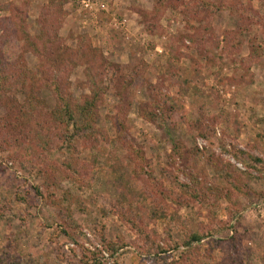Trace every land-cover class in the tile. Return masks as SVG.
Listing matches in <instances>:
<instances>
[{"label":"rangeland","instance_id":"374dc122","mask_svg":"<svg viewBox=\"0 0 264 264\" xmlns=\"http://www.w3.org/2000/svg\"><path fill=\"white\" fill-rule=\"evenodd\" d=\"M156 2L0 0V5L9 3L23 12L31 35L37 34L44 20L53 25L59 19L60 41L48 45L52 56L45 53L50 57L47 74L58 75L75 98L90 95L86 71L94 75L102 69L76 54V36L85 35L104 60L118 67L120 75L131 76L122 101L115 97L114 84L103 79L107 91L98 103L97 127L105 132V140H99L94 148L81 144L76 152L52 154V163L59 171H75L78 178L60 182L62 189L85 205L83 212L73 207L69 218L65 210L37 198L35 207L16 199L17 195L33 196L25 191L41 180L20 167L23 159L28 165L25 150L16 146L15 132L3 128L0 120V262L80 264L81 247L86 248L83 243L94 245L90 251H100L95 244L102 248V237L126 243L115 255L117 264H162L155 248L149 251L154 261L147 260L144 234L173 246L168 232L179 242L187 227L201 234L200 241L193 242L197 248L190 253L196 250L193 264H264V167L260 175L251 171L246 155L264 161V0H167L155 12ZM198 3L203 4L201 10L194 8ZM238 28L247 30L232 39ZM226 35L231 39L224 42ZM252 37L261 51L260 56L249 59L247 43ZM59 44L61 56L56 55ZM22 45L21 40L12 39L5 47L6 61L12 63L23 54L28 67L36 71L39 57L22 52ZM195 70L201 77L196 79L201 93L194 95L192 89L180 93L178 77L189 78ZM38 89L47 99L48 92L41 85ZM164 94L180 102L184 118L169 113L152 124L140 117L139 106L146 108L151 103L167 111L170 102L163 103ZM126 101L130 102L129 110L120 111ZM3 115L5 111L0 109V117ZM117 118L126 128L122 135L115 125ZM178 143L185 148L182 157L172 151ZM133 147L138 148V156L131 151ZM210 156L219 158L216 169L208 162ZM121 167L127 170L137 192L148 197L146 203L167 209V219L150 220L149 212L136 202L129 210L121 206L135 228L119 218L114 209L120 207L117 199L122 188L117 179ZM249 170L252 177L247 179ZM186 174L195 176L202 185L218 186L221 192L232 187L230 182L242 188L234 189L230 198L236 202L237 212L232 214L234 206L225 197L211 208L213 213L209 205L195 204L189 196L185 201L190 205L177 206L174 199L178 191L172 182L177 177V181L193 185ZM237 179L247 183L249 189ZM60 225L75 240L57 236ZM232 232H236V250L223 248L226 243L221 241ZM219 241L222 248L216 247ZM68 242L74 243L69 250L65 249ZM178 254L179 250L168 251L164 256L170 262ZM113 260L101 264H112Z\"/></svg>","mask_w":264,"mask_h":264},{"label":"trees","instance_id":"16d2710c","mask_svg":"<svg viewBox=\"0 0 264 264\" xmlns=\"http://www.w3.org/2000/svg\"><path fill=\"white\" fill-rule=\"evenodd\" d=\"M49 1L52 2L53 0ZM166 3L167 0H157L156 9L154 11L156 12L160 7H164ZM51 4L54 6L53 3ZM202 5L203 4L198 3L193 6L201 10ZM183 6L189 9L188 2H184ZM0 13H3L0 15V109H4L5 111V115L0 117L3 123L1 126L15 132L13 141L16 143V146L25 150V156H27L26 162L28 165L25 164V160L23 159L22 161L24 162H20V167L29 174L34 173L37 178L41 180L39 184L32 185L25 191L27 195L31 194L33 196L23 197L17 195L16 199L19 202L26 203L27 207H35V199L37 198L45 205H51L65 210L67 213L66 218H69L73 207H76L79 212H83L85 205L79 197L62 189L60 187V182L69 179L77 181L78 178L76 177L75 171L74 173L72 170L59 171L52 163V154L54 151H60L61 153L76 152L75 150H77L81 144L94 148L97 147L96 143L99 140H105V132L97 127L98 103L101 101L103 94L107 91L106 86L102 84L103 79H107L108 82L114 84L116 94L114 95L122 101L121 95L131 80V76L125 75L123 77L120 75L118 67L104 60L100 56L99 51L88 43L85 35L76 36V54L86 59L89 63L97 64L99 67H102V69L97 70L94 75L88 73L91 71H86L90 95L77 99L62 80L59 79L58 75L47 74L46 65L50 61V57L45 53L48 51V54L52 56V53L48 50V45L55 40L60 41L57 39V32L61 26L59 19L57 20L58 23L53 25L44 20L37 34L31 35L25 27L22 16L23 12L18 11L16 6H11L9 3L1 4ZM183 16L185 20H188L187 15L184 14ZM244 30L247 29L244 28L240 30L238 28L235 32L237 35L230 37L232 39H235L236 36L241 37ZM186 37L188 40H191L189 36ZM230 37L228 35L224 36V42L231 39ZM12 39L22 41V52H32L39 57L36 71L28 67L26 60L23 58V54L17 57L12 63L6 61L4 52L5 47ZM241 43V39L239 38V44ZM59 46L56 55L61 56L60 50H62V45L59 44ZM247 46L249 49V59L260 56L261 47H259L254 37L248 40ZM197 77H199L198 70H195L189 78L178 77L176 82L179 85L182 84L179 86L180 93L186 94L192 89L194 95L200 94L201 90L196 81ZM199 79L201 80V77H199ZM178 80H180V82ZM190 84H194V87L191 88L189 86ZM38 85H41V88L48 92L49 96L47 99L51 101L52 106H48L49 103L46 101L47 99L41 95V90L38 89ZM165 101L170 102L167 111L158 103H151V105L146 108L139 106L138 113L140 117L152 124L160 117L164 120L169 113H171V115L178 114L184 118L182 113L184 107L176 98L169 94H164L163 103ZM129 108L130 102L126 101L120 106V111H128ZM115 125L118 127L117 129L120 135H122L121 132L126 129L123 122L117 118ZM84 148L91 149L88 147ZM183 149L185 148H183V145L180 143L172 146V151L178 157L183 156ZM131 151L137 156L139 155L138 148L136 149L133 147ZM240 154H243L242 151ZM246 155L251 163L249 169L260 175L264 167V161L253 155ZM190 157L196 159L194 154ZM218 161L219 158L215 156H210L208 159L209 164L215 167V169L218 165ZM224 164L228 168L230 167L229 163ZM113 169L119 168L114 166ZM120 169L121 172L117 179V184L122 188L121 196L117 199V204L120 205V207H117L118 210L114 209V212L118 214L119 218L125 223L132 225L131 228H135V226H133L134 222L122 211V207L129 210L132 203L136 202L139 203L141 207L145 208L143 209L144 211L149 212L150 220L167 219V209L164 206L157 205V203H146L145 200H148V197L145 196L143 192H137V189L133 187L131 183V177L127 173V170H124L123 167ZM250 170L247 173V179L252 177ZM227 171L229 172L228 169ZM186 175L193 185L181 183L177 181V177H175V181L172 182L173 186L178 191V195L174 199L177 206L190 205L189 202L185 201L189 196L195 204L198 203L204 206L209 205L210 212L213 213L211 208L217 204L220 198L225 197L230 201L235 191L234 189L242 191V188L240 189L233 182H230L232 190H230V188L226 192H221L218 186L208 185L206 183L202 185L195 176L191 177V175ZM172 179L174 180V178ZM237 181L241 183L243 187L248 188V186L245 185L247 183L242 179H237ZM248 189L247 192L249 191ZM206 200H210V203ZM65 202L66 204H64ZM230 205L234 206L232 212L234 215L235 211L237 212V204L236 202L230 201ZM0 217H2L1 214ZM235 222L238 223L239 218H236ZM182 232V237L179 239V242L174 240L175 237L171 236V233L168 232V239L172 241L173 246H168L163 242L164 245H162L156 239L154 240L148 236V234H144V243L148 249L145 250L146 255H148L147 260H150V262L154 261L153 258L149 257V251L155 248V253L161 258L162 264H193L192 255L196 253V250L192 255L190 253L193 249L197 248L193 247V242L200 241L201 234L199 230H189L187 227H185ZM137 233L142 232L138 231ZM234 233L232 232L227 240H221L222 243H226L223 248H230L231 250L237 249L235 246V240H237V238L235 235L233 236ZM56 235L67 236L75 240L66 228L59 230ZM221 241L216 244V247L219 246L222 248V246H220L222 245ZM100 242L102 243L101 249H104L112 260L114 258L112 264H117L115 255L126 246V243L121 239L120 241H108L102 237ZM176 250H179L177 259L173 258L168 262L164 255H166L168 251ZM100 253L99 250L90 251L88 248L81 247L82 258L80 259V264H100L102 258ZM0 264L5 263L0 262Z\"/></svg>","mask_w":264,"mask_h":264},{"label":"built area","instance_id":"2783aa9c","mask_svg":"<svg viewBox=\"0 0 264 264\" xmlns=\"http://www.w3.org/2000/svg\"><path fill=\"white\" fill-rule=\"evenodd\" d=\"M239 168H242V166H241V164H236ZM86 234V237L87 238H89V236H90V234L89 233H85ZM83 246L84 247H86V248H88L89 250H93L94 248H93V246L94 245H91L89 242H84L83 243ZM72 247H74V243L73 242H68L66 245H65V249H70V248H72ZM95 248L97 249V248H99L100 249V251H101V256H102V258H101V262L103 263V262H107V261H110V256H109V254L104 250V249H101V247L98 245V244H95ZM111 263V262H110ZM101 264V263H100Z\"/></svg>","mask_w":264,"mask_h":264}]
</instances>
